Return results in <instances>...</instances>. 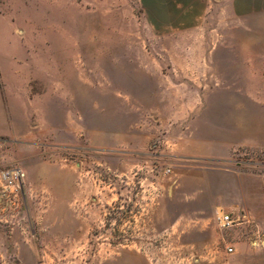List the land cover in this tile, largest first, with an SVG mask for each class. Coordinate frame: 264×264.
<instances>
[{"label":"rangeland","instance_id":"1","mask_svg":"<svg viewBox=\"0 0 264 264\" xmlns=\"http://www.w3.org/2000/svg\"><path fill=\"white\" fill-rule=\"evenodd\" d=\"M3 29L33 83L0 264H264V0H0Z\"/></svg>","mask_w":264,"mask_h":264},{"label":"crops","instance_id":"2","mask_svg":"<svg viewBox=\"0 0 264 264\" xmlns=\"http://www.w3.org/2000/svg\"><path fill=\"white\" fill-rule=\"evenodd\" d=\"M4 42L0 43V129L5 126L7 117L5 115L6 106L11 113H15L17 101L24 104V112L28 109V99L31 98L33 77L25 76L21 73L30 64V50L25 45L19 29H3ZM18 34V37H15ZM15 37V41L11 39ZM9 40L6 44V41ZM5 97V98H4ZM249 179L248 175H243V179ZM243 198L240 206L231 209L235 213L246 210L253 212L256 207L258 190L247 180L240 187ZM243 208V209H242ZM247 216V213L244 214Z\"/></svg>","mask_w":264,"mask_h":264},{"label":"built area","instance_id":"3","mask_svg":"<svg viewBox=\"0 0 264 264\" xmlns=\"http://www.w3.org/2000/svg\"><path fill=\"white\" fill-rule=\"evenodd\" d=\"M25 180V172L21 167L14 166L7 169H4L0 172V190L2 194L9 197H18V195L22 191V187ZM243 217H247L246 215H243ZM240 217H234L229 212H222L218 214L217 221L218 223L223 226L227 227L234 223L239 222ZM258 242H261L259 240H255L254 243L258 244ZM229 251L232 252L233 248L230 247Z\"/></svg>","mask_w":264,"mask_h":264}]
</instances>
